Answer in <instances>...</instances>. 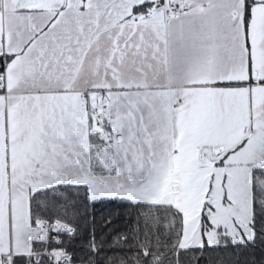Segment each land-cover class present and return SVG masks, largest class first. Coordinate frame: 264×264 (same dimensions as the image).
<instances>
[{"label": "snow or ice", "instance_id": "6c2138e0", "mask_svg": "<svg viewBox=\"0 0 264 264\" xmlns=\"http://www.w3.org/2000/svg\"><path fill=\"white\" fill-rule=\"evenodd\" d=\"M0 264H264V0H0Z\"/></svg>", "mask_w": 264, "mask_h": 264}]
</instances>
